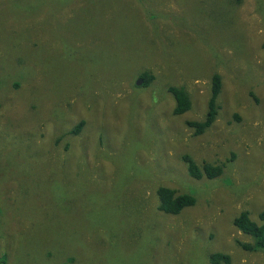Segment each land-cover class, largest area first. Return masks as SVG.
<instances>
[{"label":"rangeland","instance_id":"374dc122","mask_svg":"<svg viewBox=\"0 0 264 264\" xmlns=\"http://www.w3.org/2000/svg\"><path fill=\"white\" fill-rule=\"evenodd\" d=\"M263 43L264 0H0V261L264 264L232 225L264 223ZM184 154L223 172L195 180ZM159 187L196 203L164 214Z\"/></svg>","mask_w":264,"mask_h":264},{"label":"trees","instance_id":"16d2710c","mask_svg":"<svg viewBox=\"0 0 264 264\" xmlns=\"http://www.w3.org/2000/svg\"><path fill=\"white\" fill-rule=\"evenodd\" d=\"M264 47V43L262 45ZM138 79L142 82L141 87H147L155 80L151 70H143L139 72ZM136 85V84H135ZM138 86V85H136ZM174 100L173 115H183L191 108L190 94L183 86H169L167 88ZM221 90V77L213 74L211 79L210 97L208 100V108L204 119L201 121H187V126L194 130V135L203 134L214 122L217 111V97ZM83 126V121H79L70 131V134L77 135ZM182 162L187 168V172L195 180L202 178L214 179L219 177L223 172V165L208 164L206 162L199 164L189 154L181 156ZM158 206L157 210L164 214L177 216L183 209L193 207L196 200L193 195L188 193H179L177 190L167 187H159L157 189ZM260 218L264 219V212L260 214ZM232 225L242 234L252 238L253 243L247 244L239 242L238 245L249 252L264 250V223L258 224L250 219L249 212L241 211L232 220ZM210 264H230L231 257L228 254L214 252L209 255ZM0 264H6L0 261Z\"/></svg>","mask_w":264,"mask_h":264},{"label":"water","instance_id":"95a60500","mask_svg":"<svg viewBox=\"0 0 264 264\" xmlns=\"http://www.w3.org/2000/svg\"><path fill=\"white\" fill-rule=\"evenodd\" d=\"M141 80H138L137 82H136V85H140L141 84Z\"/></svg>","mask_w":264,"mask_h":264}]
</instances>
